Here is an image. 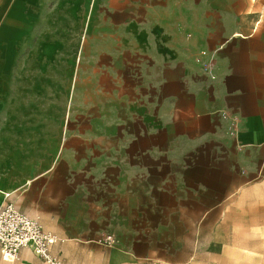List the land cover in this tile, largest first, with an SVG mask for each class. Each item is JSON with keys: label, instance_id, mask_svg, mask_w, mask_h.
<instances>
[{"label": "crops", "instance_id": "crops-1", "mask_svg": "<svg viewBox=\"0 0 264 264\" xmlns=\"http://www.w3.org/2000/svg\"><path fill=\"white\" fill-rule=\"evenodd\" d=\"M206 145L218 206L247 197L264 222V0H0V206L54 247L141 193H189Z\"/></svg>", "mask_w": 264, "mask_h": 264}, {"label": "rangeland", "instance_id": "rangeland-1", "mask_svg": "<svg viewBox=\"0 0 264 264\" xmlns=\"http://www.w3.org/2000/svg\"><path fill=\"white\" fill-rule=\"evenodd\" d=\"M64 42L70 44L71 39ZM135 72L133 67L129 75ZM212 146L189 155V193L176 197L161 193L153 205L141 193L116 210L111 228L89 230L81 242L66 239L53 248V254L63 264H264L263 214L255 215L254 222L247 197L218 206L227 189L222 190L226 184L219 178L218 166L209 164L216 156ZM205 177L207 192L200 187ZM120 220L122 228L116 224ZM0 264L8 263L0 257ZM11 264L46 263L22 251Z\"/></svg>", "mask_w": 264, "mask_h": 264}, {"label": "built area", "instance_id": "built-area-1", "mask_svg": "<svg viewBox=\"0 0 264 264\" xmlns=\"http://www.w3.org/2000/svg\"><path fill=\"white\" fill-rule=\"evenodd\" d=\"M225 60L211 54L203 68L211 81L220 75ZM63 241L44 229L38 219L19 210L13 203L0 206V257L11 264L18 260L23 250H28L41 258L46 264H63L53 254V247Z\"/></svg>", "mask_w": 264, "mask_h": 264}, {"label": "flooded vegetation", "instance_id": "flooded-vegetation-1", "mask_svg": "<svg viewBox=\"0 0 264 264\" xmlns=\"http://www.w3.org/2000/svg\"><path fill=\"white\" fill-rule=\"evenodd\" d=\"M218 170V169H217ZM219 172V170L217 171V173Z\"/></svg>", "mask_w": 264, "mask_h": 264}]
</instances>
